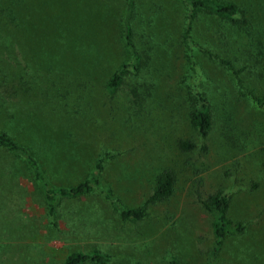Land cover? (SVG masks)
<instances>
[{"label":"rangeland","instance_id":"obj_1","mask_svg":"<svg viewBox=\"0 0 264 264\" xmlns=\"http://www.w3.org/2000/svg\"><path fill=\"white\" fill-rule=\"evenodd\" d=\"M219 1L238 7L236 21L200 13L186 38L183 0H0V132L33 150L52 186L99 180L49 215L22 159L0 150V264H61L72 252L104 264H264V116L248 103L264 93V0ZM196 86L212 114L205 142L189 123ZM180 139L196 148L182 153ZM163 169L172 195L122 221L117 206H142ZM217 191L242 231L214 256L200 200Z\"/></svg>","mask_w":264,"mask_h":264},{"label":"trees","instance_id":"obj_2","mask_svg":"<svg viewBox=\"0 0 264 264\" xmlns=\"http://www.w3.org/2000/svg\"><path fill=\"white\" fill-rule=\"evenodd\" d=\"M188 8L187 24L184 28V36L189 38V31L191 29V22L200 13L210 14L216 18L225 21H236L237 15H240L238 7L228 1L219 0H183ZM130 31L126 26L124 29V42L127 47H130ZM131 65V64H130ZM129 64H121L112 72L106 82V90L112 95L115 94L117 89L122 83V78L126 72ZM134 70L137 69L136 65H131ZM28 87V86H27ZM208 93L203 88L196 86V93L191 99L195 106L192 105V110L189 113L190 126L197 135V137L205 142L207 136L212 130V114L210 109V102ZM248 100L250 111L257 115L264 116V93L260 96L250 95ZM190 99V100H191ZM255 114V115H256ZM177 147L182 153H188L196 148V143L190 140H178ZM205 148V144H202ZM0 150L6 151L16 157H19L24 162L29 171V177L37 187L42 195L44 205L47 213L52 215L55 209V201L57 199H79L94 190V187L99 185V180L96 174L92 173L88 178L79 181L75 185L69 186H52L50 185L45 168L40 164V161L34 154L33 150L25 144L18 143L9 135L0 132ZM104 159H100L96 163V169L99 171L103 166ZM1 165V164H0ZM175 185V174L171 169H163L154 178V186L151 195L147 198L144 204L137 208H120L118 207V214L122 221H138L146 216V207L151 204H158L166 201L173 192ZM202 207L213 216L212 232L214 235V256L219 252L226 241L228 235L235 234L242 231L240 224L231 225V220L228 217L229 197L217 191L207 195L204 199L200 200ZM109 257L99 252H92L85 254L82 252L70 253L61 264H85L95 263L104 264L108 261Z\"/></svg>","mask_w":264,"mask_h":264}]
</instances>
